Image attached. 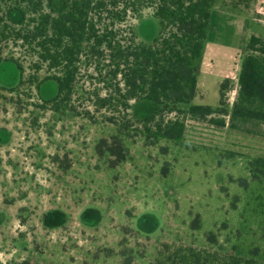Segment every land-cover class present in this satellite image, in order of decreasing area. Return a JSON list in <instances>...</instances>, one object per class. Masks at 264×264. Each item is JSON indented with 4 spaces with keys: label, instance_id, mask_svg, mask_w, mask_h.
I'll return each instance as SVG.
<instances>
[{
    "label": "rangeland",
    "instance_id": "obj_1",
    "mask_svg": "<svg viewBox=\"0 0 264 264\" xmlns=\"http://www.w3.org/2000/svg\"><path fill=\"white\" fill-rule=\"evenodd\" d=\"M118 27L131 50L153 44L161 29L146 4ZM253 35L264 39V0H215L191 105L218 108L230 79L231 113ZM23 51L15 49L28 78ZM100 67L82 65L74 111H55L42 106L57 95L56 81L10 93L1 87H16L21 73L14 61L0 62V264H153L162 243L207 247L211 232L225 251L263 260L264 168L253 162L264 158V123L232 129L174 112L165 116L185 120L184 137L149 144L137 121L160 105L98 110L97 95H108L111 82L125 86ZM111 116L134 127L124 131ZM113 137L128 148L115 166L97 149Z\"/></svg>",
    "mask_w": 264,
    "mask_h": 264
},
{
    "label": "trees",
    "instance_id": "obj_2",
    "mask_svg": "<svg viewBox=\"0 0 264 264\" xmlns=\"http://www.w3.org/2000/svg\"><path fill=\"white\" fill-rule=\"evenodd\" d=\"M56 1L62 2L61 8L55 7ZM214 3L215 0H0V62L14 61L21 73L16 87L1 88L19 93L33 86L40 89L45 82L54 80L58 93L44 100L42 107L74 111L73 99L82 65L93 62L98 69L104 65L113 80L121 76L125 84L121 87L120 83L111 82L108 95H97L98 110L109 108L113 114L127 113L133 100L160 105L158 112L137 121L140 126L135 130L149 144L160 139L181 140L187 127L178 116L181 114L232 129H242L251 122L264 123V39L256 35L251 36L247 46L231 113L227 109L230 79L221 84L218 108L191 105L198 89L196 65L207 38ZM145 4L155 8L160 34L153 44L141 43L131 50L123 44L125 39H121L118 25ZM15 15L20 19L15 20ZM16 48L24 50V58H31L32 72L28 78ZM181 105L190 106L183 110ZM174 112L178 113L176 118H166V114ZM108 120L124 131L134 127L128 120L119 123L117 117ZM97 149L101 156L107 153L114 157V166L124 162L128 155L120 137H113L111 142L103 139ZM253 165L264 168V158L255 159ZM207 241V247L162 243L153 264H264V259L225 251L218 246L213 232L208 234Z\"/></svg>",
    "mask_w": 264,
    "mask_h": 264
}]
</instances>
